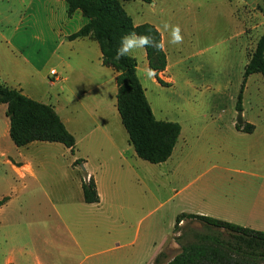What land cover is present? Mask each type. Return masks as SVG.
<instances>
[{"label":"rangeland","instance_id":"rangeland-1","mask_svg":"<svg viewBox=\"0 0 264 264\" xmlns=\"http://www.w3.org/2000/svg\"><path fill=\"white\" fill-rule=\"evenodd\" d=\"M30 3L31 0H0L1 80L3 69L12 73L32 70L17 69L13 62L15 57L4 46L5 40L16 46L31 42L42 33L41 25L48 21L51 13L39 2ZM123 6L135 20L139 16L151 18L160 22L165 31L167 66L158 73L162 82L155 73L151 77L147 75L150 70L144 47L131 54L138 62V74L156 118L179 122L183 138L167 164L159 166L145 161L147 167L136 165L140 179L124 171L113 184L110 182L112 173L101 171L105 201L100 208L77 201L78 189L70 185L67 174L78 158L88 159L98 166L102 153L111 155L120 149L118 135L129 137L116 107V95L109 99L111 125L105 127L114 144L109 143L106 135L101 137L98 146L90 138L81 137L84 127L76 126L75 154L64 147L57 167L49 165L41 180L42 186L37 183L33 190L40 194L39 203L21 205L16 193H11L8 182H14V174L3 157L1 189L3 193L10 192L13 201L9 208L14 209L17 217L3 224V213L0 214V264L5 263L9 253H15L20 264H35L32 251L41 254L44 262L48 254L43 253L44 248L51 250V262H61L64 250L61 249L65 246L68 251L74 246L68 231L82 242L84 237L87 239L88 262L116 263L112 248L115 237L120 236L126 250L135 251V264H147L148 253L155 243L174 232L178 214L208 211L226 204L234 208L264 202V77L253 73L244 83L245 66L264 32V0H152L150 3L132 0L124 1ZM165 24L169 25L167 30ZM173 26L180 28L182 42L179 44L168 43ZM232 35L235 38L229 39ZM43 54L33 48L26 55L37 66ZM45 65L43 75L52 67L62 69L52 61ZM243 84L240 124H254L252 133L236 128L240 111L237 103ZM38 85L36 88L42 92L36 97H45L47 84ZM72 89L75 94L64 96L73 104L77 101L76 95L85 104L94 98L83 95L77 85ZM7 120L6 105L0 104L3 129ZM0 147L14 158L23 149L15 146L11 137L10 143L3 137ZM176 164H180L179 169ZM78 174L84 175V170L80 168ZM45 191L51 193L52 201L42 195ZM58 212L66 218L67 225L60 222ZM186 220L181 229L178 227L181 236H172L177 239V249L173 248L171 240L167 244L166 260L191 242L231 239L227 231L196 219ZM257 221L264 226V214L258 216ZM11 230L16 231L12 237ZM109 236L111 238H107Z\"/></svg>","mask_w":264,"mask_h":264},{"label":"crops","instance_id":"crops-1","mask_svg":"<svg viewBox=\"0 0 264 264\" xmlns=\"http://www.w3.org/2000/svg\"><path fill=\"white\" fill-rule=\"evenodd\" d=\"M34 2L37 4L39 2V4L44 5L51 13V17L48 19V21L41 25L40 29L42 30V33L37 38L35 37L33 41L28 43H18L15 46L12 44V42L5 40L6 44L4 45L6 50H10L12 52V57H15L13 62L16 67L18 66L17 69L30 68L32 70L26 72L23 69V71L12 73L3 69V80H1L2 74L0 73V82L7 86L21 90L24 94L35 100L52 105L60 115L62 121L65 123L69 131L73 133L74 136H76V132L74 130L76 126H81L84 127V132L82 133L81 137L90 138L94 144L99 146L101 145V137L107 135L106 137L109 139V143L114 144L113 140H111V135H108L109 132H106L107 129H105V127H109L111 125V120L108 116V113L112 108V104H109V99L112 96H117V72L113 68L103 64V54L99 43L94 37L86 36L76 38L74 40L69 39L70 35L77 32L88 22V19L83 16L80 10H76L72 15H69V7L65 0H31L30 4H33ZM133 20L135 25L144 23L153 24L161 33L162 43L164 44V50L166 52L164 35L165 31L161 27L160 22L152 20L151 18L149 19L148 17L141 18V16H139L138 20H135V18H133ZM231 38L234 39L235 37L232 35V37L229 39ZM33 48L39 54L43 52L45 53L43 54V56H45L37 66L33 60L31 61L29 59L30 56L28 55L29 57H27L26 55L29 54L30 49ZM145 54L147 58V53ZM130 55L132 54L130 53ZM48 61L59 64L62 69L59 70L57 67H52L50 68L48 74L43 75L42 72L43 69H45V63ZM51 70H57L58 72L56 71L57 74L52 75L50 73ZM67 71L71 72L68 73ZM52 76H54V78ZM47 79L49 80L47 81ZM152 81L155 82L153 79ZM65 82H67V84L64 85ZM40 83L47 84L48 89L45 97L37 98L36 95L42 92L36 88V86ZM71 85L73 87L77 85L81 88L80 91L83 93V95L88 94L94 98L91 99V102L87 100V104H85V101L83 99H79V96L76 95L77 101L75 104H73L71 99L69 100V98L64 96L70 93L75 94V91L72 89ZM145 92L147 96L146 89ZM5 105L7 111V104ZM9 129L10 121L8 118L4 129L3 123L0 124V141L3 139V137H5L10 143ZM119 131L122 132L121 128H119ZM182 132L183 127L181 126V134L179 135L172 155L169 157V159L162 163H158L157 165H164L170 161L175 153L179 140L183 138ZM117 138H119L118 144L120 145V149L111 153V155H109L107 152L102 153L103 157L99 160L100 164L98 166L92 165L90 160L85 158H78L81 159L79 163L75 164L77 159L73 162L72 170H70V173L67 175L71 183L70 185H75L78 189V197H76V199L80 204H83L84 202V204L94 205L98 208L102 207L104 196L101 191V186L103 184V177L100 176L101 171H104L105 174L112 173L110 182L113 184L120 180V175L124 173V171L135 174L138 179L141 178V174L139 170H137L138 167H136V165L139 167H147L146 163H144L147 160L140 158L136 154L133 145H131L129 142V137H126V135L121 133V135H118ZM77 142L78 138L76 136V144ZM64 147L66 146L60 142L34 141L26 146L21 147L23 149L18 151L16 158L9 156L6 152H3V148L0 147V168L3 165V157H5L4 162L9 166L11 174H14V182H8V186L10 187L9 189L11 193H16L17 198L20 199V204L24 203V205L31 206L39 203L41 200L39 197L40 194L33 192V190L37 187V183L42 186L41 180L46 174V171L49 170V165H54L57 167L60 158L59 153L60 155L63 154L61 151L64 150ZM66 149L71 151V149L68 147H66ZM179 166L180 164L175 165L177 169H179ZM175 167L173 169H175ZM80 168L84 170V175L78 174ZM91 177L95 179L97 190L100 195V201L97 203H86L83 197V181L88 180ZM2 184L3 178H0V197H10L8 202L0 207V214L3 213V224H7L6 221H13V219L17 217V214H15L13 208H9V206L12 204L13 198L11 195H9L10 192L3 193V190L1 189ZM43 189L45 188H42L41 190ZM42 195L48 200L52 201L51 193L45 191L42 193ZM240 205H235L234 208L229 204L220 205L215 206L212 210H202L195 213L202 215L209 214V216L234 222L242 226L264 230V226L257 221L258 216L264 214V202L255 201L249 205ZM228 206L230 207L228 208ZM58 214L60 222H63L65 225H67L66 218L61 213L58 212ZM186 221V219L181 221L178 227L182 228V226L186 224ZM180 229L175 230L174 226V232L171 235L166 236V238L162 239L159 243H155L152 252L148 253L149 261L147 264H158L156 262L158 258H160L159 264H166V262L174 258L175 255L172 258L166 260L167 254L164 251L167 247V244L170 243V240L172 241L173 248H175V250L177 249V239L172 238V236L180 237ZM14 232L16 231L11 230V237ZM68 232L71 234L70 237L74 246L68 248V251H66V248H64L65 246L61 249V251L64 249L61 252V262H51L50 259H52V255L49 254L51 253V250L44 248L43 253L48 252L45 257L46 261L44 260V262L40 256L41 254H37L35 251H32L31 254L33 255L35 264H108L103 262H88L86 260L87 257H89L86 255L88 244L87 239L84 237L83 243L76 235H74L72 231ZM15 238H17V235H15ZM107 238L111 237L109 236ZM49 241H46V243ZM121 241L122 239L120 236L115 237L112 252H114L115 256L117 257V261L116 263L110 264H135V251L133 250L132 253L127 251V247H125ZM4 264L20 263L17 261L15 253H9Z\"/></svg>","mask_w":264,"mask_h":264},{"label":"trees","instance_id":"trees-1","mask_svg":"<svg viewBox=\"0 0 264 264\" xmlns=\"http://www.w3.org/2000/svg\"><path fill=\"white\" fill-rule=\"evenodd\" d=\"M69 15L80 10L88 22L77 32L70 35L74 40L92 36L100 45L103 64L117 72V110L127 130L129 142L136 154L153 164L166 161L172 155L181 125L176 121L159 120L146 96L145 88L137 73V60L132 55L116 59V49L122 36L135 32L137 36H150L152 45H145L149 69L162 82L158 73L167 66V55L158 50L156 43H162L160 31L150 23L135 25L131 15L123 6L124 1L132 0H65ZM150 3L152 0H142ZM253 73L264 77V32L260 36L244 71L246 78ZM242 86L237 109H242ZM0 104H7L6 115L10 121L9 135L17 147L34 141L60 142L76 148V137L69 131L60 115L52 105L35 100L21 90L0 82ZM239 131L251 133L254 124L247 122ZM81 159H77L79 163ZM83 197L86 203H97L100 195L93 177L83 181ZM9 196L0 197V207L8 202ZM196 219L209 226L227 231L231 239L191 242L182 246L180 253L166 264H264V230L239 225L234 222L208 215L182 212L176 217L175 230L181 221ZM160 263V258L157 259Z\"/></svg>","mask_w":264,"mask_h":264},{"label":"clouds","instance_id":"clouds-1","mask_svg":"<svg viewBox=\"0 0 264 264\" xmlns=\"http://www.w3.org/2000/svg\"><path fill=\"white\" fill-rule=\"evenodd\" d=\"M164 28L167 30L169 25L165 24ZM169 44H179L182 42V36L180 33V28L178 26L171 27L169 33ZM145 45L151 46L152 39L150 36H137L135 32H130L127 35H124L120 39V46L116 49V59H120L123 56H128L137 48H143ZM155 47L158 50H162L164 48L163 43H156ZM147 75L151 77L153 72L150 70L148 71Z\"/></svg>","mask_w":264,"mask_h":264},{"label":"water","instance_id":"water-1","mask_svg":"<svg viewBox=\"0 0 264 264\" xmlns=\"http://www.w3.org/2000/svg\"><path fill=\"white\" fill-rule=\"evenodd\" d=\"M237 121L239 123H242V121H243V111L242 110L239 111Z\"/></svg>","mask_w":264,"mask_h":264},{"label":"built area","instance_id":"built-area-1","mask_svg":"<svg viewBox=\"0 0 264 264\" xmlns=\"http://www.w3.org/2000/svg\"><path fill=\"white\" fill-rule=\"evenodd\" d=\"M51 74H52V75H56L57 72H56L55 70H51Z\"/></svg>","mask_w":264,"mask_h":264}]
</instances>
